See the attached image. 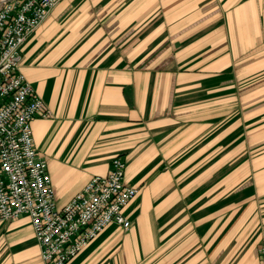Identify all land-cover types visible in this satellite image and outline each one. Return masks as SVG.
Returning <instances> with one entry per match:
<instances>
[{
  "label": "crops",
  "instance_id": "1",
  "mask_svg": "<svg viewBox=\"0 0 264 264\" xmlns=\"http://www.w3.org/2000/svg\"><path fill=\"white\" fill-rule=\"evenodd\" d=\"M20 54L57 206L114 158L138 190L70 264H260L264 0H64ZM0 264H42L27 219Z\"/></svg>",
  "mask_w": 264,
  "mask_h": 264
},
{
  "label": "built area",
  "instance_id": "2",
  "mask_svg": "<svg viewBox=\"0 0 264 264\" xmlns=\"http://www.w3.org/2000/svg\"><path fill=\"white\" fill-rule=\"evenodd\" d=\"M59 0H17L0 8V222L25 218L43 264H68L109 224L128 230L123 208L136 190L115 158L58 207L48 166L34 148L31 122L50 110L20 72V47ZM264 264V246L259 249Z\"/></svg>",
  "mask_w": 264,
  "mask_h": 264
},
{
  "label": "rangeland",
  "instance_id": "3",
  "mask_svg": "<svg viewBox=\"0 0 264 264\" xmlns=\"http://www.w3.org/2000/svg\"><path fill=\"white\" fill-rule=\"evenodd\" d=\"M12 1H17V0H0V8H1L5 3H7V2H12ZM62 1H64V0H59V1L57 2V4L54 5V6L48 11V13L46 14L45 18L41 21V24L38 26V28H37L35 31L31 32L29 35H27V36L25 37V40H26L31 34L35 33V32L40 28V26L45 22V20H46L47 17L50 15V13H51V12H52V11H53V10H54V9H55V8H56V7L62 2ZM24 42H25V41H24ZM24 42H23V43H24ZM22 45H23V44H22ZM20 48H21V47H20ZM20 72H21V71H20ZM21 73H22V72H21ZM34 91H35V90H34ZM46 107H47V106H46ZM50 113H51V112H50ZM49 117H51V114H50V116H47L46 118H49ZM230 134H233V129H231V130L228 132V136H230ZM114 159H115V158H114ZM120 159H121V158H120ZM121 160H122V159H121ZM124 162H125V161H124ZM125 165H126V163H125ZM125 168H126V167H125ZM108 172H109V171H108ZM108 172H107V173H108ZM105 175H106V174H105ZM105 175H99V176H105ZM94 176H95V175H94ZM124 176H125V175H124ZM92 177H93V176H92ZM92 177H91V178H92ZM91 178H90V179H91ZM89 181H90V180H89ZM89 181H88V182H89ZM88 182H87V183H88ZM87 183H86V184H87ZM86 184H85V185H86ZM125 184H126V183H125ZM126 186H127V187H130V188H133V187H131V186H128L127 184H126ZM83 188H84V187H83ZM133 189H135V190L137 191V192H136V196H137V194H138V190H137L136 188H133ZM74 195H75V194H74ZM74 195H73V196H74ZM73 196H72V197H73ZM136 196H135L130 202H132V201L136 198ZM130 202H129V203H130ZM129 203H128V204H129ZM128 204H126V206L123 208V210L128 206ZM122 213H123V211H122ZM123 216H124V214H123ZM124 217H125V216H124ZM125 218H126V217H125ZM126 219H127V218H126ZM127 220H128V219H127ZM130 222H131V221H130ZM131 223H132V222H131ZM110 225H112V224L107 225V226L104 228V230H103L99 235H101V234L106 230V228H107L108 226H110ZM114 225H115V224H114ZM116 226H117L118 228H120L123 232H126V231H127V230L122 229V227H120V226H118V225H116ZM131 226H132V225H131ZM129 229H130V228H129ZM99 235H98V236H99ZM98 236H97V237H98ZM97 237H96V238H97ZM96 238H95V239H96ZM95 239H94V240H95ZM94 240H93V241H94ZM91 242H92V241H91ZM91 242H90V243H91ZM36 243H37V242H36ZM90 243H89V244H90ZM89 244H88V245H89ZM88 245H87V246H88ZM87 246H86V247H87ZM262 246H264V245H261L260 248H261ZM86 247H85V248H86ZM85 248H84V249H85ZM260 248H259V249H260ZM78 254H79V253H78ZM78 254H77V255H78ZM77 255H76V256H77ZM76 256H75V257H76ZM75 257H74V258H75ZM74 258H72V259L69 261L68 264H70V262H71ZM40 259H41V258H40ZM41 262H42V260H41ZM42 264H43V263H42Z\"/></svg>",
  "mask_w": 264,
  "mask_h": 264
}]
</instances>
